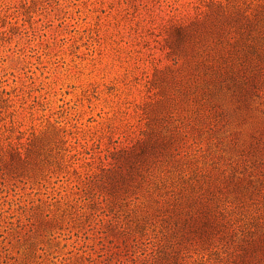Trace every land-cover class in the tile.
Wrapping results in <instances>:
<instances>
[{
	"label": "rangeland",
	"instance_id": "1",
	"mask_svg": "<svg viewBox=\"0 0 264 264\" xmlns=\"http://www.w3.org/2000/svg\"><path fill=\"white\" fill-rule=\"evenodd\" d=\"M214 1L264 4L0 0V264H150L160 223L136 230L135 195L106 177L152 118L183 128L176 174L264 181V95L197 104L175 79L167 40Z\"/></svg>",
	"mask_w": 264,
	"mask_h": 264
},
{
	"label": "trees",
	"instance_id": "2",
	"mask_svg": "<svg viewBox=\"0 0 264 264\" xmlns=\"http://www.w3.org/2000/svg\"><path fill=\"white\" fill-rule=\"evenodd\" d=\"M167 46L174 65L184 60L177 70L186 74L175 79L197 104L224 90L238 100L264 95V4L214 1L204 15L175 26ZM164 119L152 118L145 137L119 152L106 177L116 198L135 195L136 230L160 223V249L150 264H264V181L246 168L223 180L195 170L176 174L186 135ZM42 143L36 137L30 152ZM140 194L145 202L138 204Z\"/></svg>",
	"mask_w": 264,
	"mask_h": 264
}]
</instances>
